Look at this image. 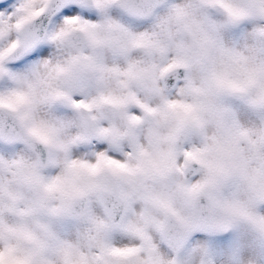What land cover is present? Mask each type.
I'll use <instances>...</instances> for the list:
<instances>
[{
  "label": "clouds",
  "instance_id": "1",
  "mask_svg": "<svg viewBox=\"0 0 264 264\" xmlns=\"http://www.w3.org/2000/svg\"><path fill=\"white\" fill-rule=\"evenodd\" d=\"M0 264H264V0H0Z\"/></svg>",
  "mask_w": 264,
  "mask_h": 264
}]
</instances>
